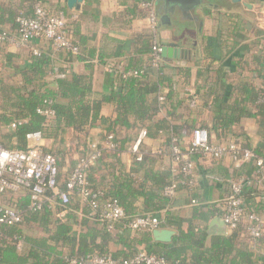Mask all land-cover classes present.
<instances>
[{
    "label": "crops",
    "instance_id": "obj_1",
    "mask_svg": "<svg viewBox=\"0 0 264 264\" xmlns=\"http://www.w3.org/2000/svg\"><path fill=\"white\" fill-rule=\"evenodd\" d=\"M68 1L0 0V28L11 30V26L4 23L8 11H24L30 15L40 4L50 13L64 14L68 18V37L80 51L79 54L71 55L45 39L35 40L26 46H21L18 41H0V63L6 62L7 55H12L11 65L0 69L5 84L20 88V72L31 64L33 59L40 57L50 61V70L44 80L51 90H57L60 77L56 70L63 68L69 70V73L87 74V62L92 61L94 92L99 95L112 92L119 74L124 72L130 63L137 65L141 60L148 58L145 52L153 35L149 30V10L143 4L149 3L159 20L158 36L161 46L185 51L182 58H163V73L173 78V88L177 92L172 103L175 106L180 104V116L174 123H197L211 127L218 105L225 108L232 106L238 88L249 86L264 89V25L261 24L264 22V0H83L78 10L71 9ZM34 50L40 52L41 56L35 55ZM151 73L154 78L158 69L154 68ZM169 90L165 87L160 98H165ZM232 92L234 96L230 97ZM241 93V99L247 98V95L242 96ZM193 100H196V106L192 105ZM243 105L254 112L251 103L244 102ZM167 110L168 107L160 110L154 120L166 119ZM101 115L103 118L114 117V106L104 105ZM23 122L26 123L27 120ZM15 128L13 125L9 128L2 127L1 135H8ZM142 130H145V127L131 131L118 129L117 138L128 141L125 150L118 157L106 149L107 133L99 124L89 131L88 141L96 142L105 149L104 156L96 168L95 179L99 182L106 180L116 167H120L125 174L136 178L137 185L151 188L154 182L149 179L150 173L147 172L157 174L156 180L169 172L174 164L170 150L171 142L166 135L147 137L144 140L141 153L156 156L150 164L137 162L135 156L129 152L130 146ZM78 138V134L68 130L57 138H43L41 142L43 150L53 153L62 151L64 154L58 180L61 190H65L64 182L83 155V152L78 151L73 156H68L70 148L79 143ZM188 140L190 142L191 138H183L184 147ZM211 140L214 143L238 140L242 146L255 150L264 144V125L257 117H243L239 126L233 127L231 134H223L220 137L212 134ZM4 143L8 146L17 144L15 140H4ZM31 145L32 142L28 140L27 146ZM193 160L196 180L194 190L181 189L171 203L165 204L160 213L162 220L158 219L161 225L164 223L168 227L160 229L174 231L176 234L173 240L179 235V224L185 232L194 228L195 231H204L211 237L235 234L237 252L254 251L258 256H264V237L260 243L253 242L241 228H225L217 215L221 212L223 200L230 193L228 180L251 177L254 180L251 187L253 193L247 194L245 202L249 209L259 212L264 219V181L257 180L254 162L236 164L230 157L215 161L194 156ZM28 193L23 189L0 194V208L12 206L22 211L23 206L27 204L30 208ZM71 199L74 209L65 211H58L57 205L60 202L45 200L51 207V218L68 222L78 232L86 231V228L81 226L84 221L88 226H94L95 223L88 213L91 211L89 207L77 194ZM193 200L198 203L193 204ZM146 201L145 197L134 200V209L140 213L144 212L147 208ZM39 227H23V230L25 235L38 237L42 235ZM121 232L131 245L128 255L146 251L149 247L144 233L124 231L122 225L117 224L113 233L116 236ZM152 232L151 243H163L156 242ZM173 240L166 244L172 245ZM17 248L20 254L27 255L31 245L21 239ZM121 250H124L121 244H110V252L118 253ZM62 251L63 256L67 257L69 249L63 248Z\"/></svg>",
    "mask_w": 264,
    "mask_h": 264
},
{
    "label": "trees",
    "instance_id": "obj_2",
    "mask_svg": "<svg viewBox=\"0 0 264 264\" xmlns=\"http://www.w3.org/2000/svg\"><path fill=\"white\" fill-rule=\"evenodd\" d=\"M8 12L7 20L4 23L11 26V30L0 28V34L7 32L17 36L19 29L16 22L17 17L20 14L27 16L32 14L29 15L24 11L15 10ZM151 38L149 48L145 52L148 58L144 61L141 60L137 65L130 63L124 72L119 74L115 89L108 94L99 95L93 90L92 61L87 62V74L69 73V70L63 68L56 70V74L60 77L57 81V90H51L44 80L50 70V61L48 59L35 58L31 64L24 67L20 72V88L5 84L0 75V137L2 138H0V144L12 151H26L28 149L27 136L30 133L39 131L42 133L43 138L51 139L53 137L57 138L68 130H73L82 139L78 138L79 143L70 148L68 156L71 157L78 151L88 154L92 143L88 141L89 131L99 124L107 133L105 142L109 135H114L113 142L117 146L111 152L115 157H118L125 150V146L128 143L126 139L117 138L118 129L131 131L145 127L147 137L156 138L157 136L166 135L171 142L170 150L174 145H177L183 151H186L191 141L189 142L188 140V144L184 147L183 138H191L192 133L196 129L206 130L212 142V134H216L217 137L223 134H231L233 127L239 126L243 117H257L261 124L264 125V89L249 86H244L241 89L238 88L236 92L234 91L237 96L232 106L225 108L223 105L219 107L217 104L218 108L214 113L211 127L204 124L198 125L197 123L191 125L174 123L180 116L178 110L180 104L175 106L172 103L177 92L173 88V78L163 73V60L160 68H155L158 69L156 76L154 78L151 77L153 75L151 71L154 69L153 37ZM67 52L75 55L79 54L80 51L78 49L77 52ZM11 58V54L7 55L6 62L0 63V69H5V65H11ZM129 71L142 73L124 78L123 74ZM165 87L170 90L165 95L164 101H160V95ZM234 92L231 93L230 97L234 96ZM240 93L242 96L244 94L247 95V98L241 99ZM244 102L251 103L254 112L243 105ZM106 104L114 106V117L103 118L101 115V111ZM166 107L169 108L167 110V118L160 121L154 120L155 115ZM41 108L52 109L55 112L54 116L46 118L38 114L37 111ZM23 120H27V122L24 123ZM14 124H16L14 131L8 135H1L2 127L9 128ZM4 140L7 142L15 140L17 144L8 146L4 143ZM173 140H175V144ZM231 142L237 143L238 140L216 144ZM243 148L252 151L257 158L264 161V144L255 150H251L245 145H243ZM45 152L55 158L58 168H60L62 165L61 158L64 159L62 151L57 153L52 151ZM154 158L156 156L149 153H141V161H138L135 156L137 162L147 164L154 161ZM101 159L96 166L88 171V187L96 192H102V201L110 199L119 201L125 212V218L120 222L113 223L103 218L102 209L92 211L89 208L91 211L88 213L95 224L94 226H88L87 222L84 221L81 226L85 227L86 231L78 232L68 222L52 219L50 214L51 207L48 202H45L38 211L30 209L27 204L23 206L22 211L19 210L22 215L20 224L12 226L0 224V264H68L66 258L70 257L88 258L110 255L115 258L126 259L135 255H128V251L131 252V245L123 232L118 233L116 236L114 235L115 226L121 224L122 230L125 231L128 230L126 224L135 218L151 216L162 220L160 217L161 211L164 209L165 204L171 203L174 199L164 194V189L175 180L174 165L171 166L168 173L159 176V180L155 179L157 174L146 171L147 174L150 173L148 174L149 179L154 182L151 188H147V186L137 185L136 178L125 174L120 167H116L114 172L106 179L108 180L107 182L105 179L99 182L95 179V171ZM135 177L137 176L135 175ZM256 178L261 180L257 174ZM67 181L64 182L63 188L65 189ZM248 181L250 184L245 186L244 198L248 193H253L251 187L254 180L250 177ZM181 189H185L182 184L179 186L178 191ZM193 190L194 188L189 191ZM28 196L30 199V192ZM49 196L50 193L47 194L46 198ZM140 197H145L147 200V208L142 213L134 209L133 203L134 200ZM195 201L198 203L197 200ZM72 206L71 199L69 204L63 205L59 203L57 208L58 211H65L74 209ZM88 213L87 215H89ZM217 215L220 219L221 212ZM38 225L42 231L41 236L31 237L28 234L25 235L23 227L33 229ZM161 227L165 228L168 226L163 223ZM241 229L247 238L253 242L260 243L264 237L263 235L262 238L254 241L248 236L244 227H241ZM136 232H142L147 237L146 243L149 247L146 252L158 257H164L168 264H264V256H258L254 251L237 252L235 234L211 237L204 231H195L194 228L189 232H185L181 229V224H179V235L174 238L172 245H169L166 243H151L152 237L149 230ZM21 239L31 245V250L27 255H22L18 252L17 247ZM115 239L117 240L115 241ZM113 242L121 244L124 250L118 253L110 252V244ZM63 248L69 249L67 257L62 254Z\"/></svg>",
    "mask_w": 264,
    "mask_h": 264
},
{
    "label": "built area",
    "instance_id": "obj_3",
    "mask_svg": "<svg viewBox=\"0 0 264 264\" xmlns=\"http://www.w3.org/2000/svg\"><path fill=\"white\" fill-rule=\"evenodd\" d=\"M143 6L149 10V30L153 35V67L160 68L162 65V46L158 36V17L151 4L145 3ZM16 22L18 24V35L14 36L4 32L0 34L1 42L18 41L21 46H26L38 39L50 41L56 48L77 52L73 42L68 37V18L64 14H52L42 5H37L32 15L20 14ZM17 39V40H16ZM34 54L40 56V52L34 50ZM139 71H129L123 77L139 75ZM164 101V97L160 98ZM192 105H196L193 100ZM38 114L48 118L54 116L52 109L41 108ZM16 124L13 125L15 127ZM114 135H109L105 142L106 149L115 150L116 144L113 142ZM147 138L146 130H142L136 141L130 146L129 152L141 161V146ZM27 139L32 142L26 151H12L4 148L0 144V194L7 192H18L28 190L30 192L32 210H40L45 200L52 199L63 205L70 203L71 197L77 194L82 202L92 211L102 209L105 220L116 223L125 218V212L119 201L115 199L102 201L103 193L91 190L88 187V171L97 165L103 158L104 150L98 143L92 142L88 154H83L66 184V189H59V168L55 158L46 153L41 145L43 135L41 132L28 134ZM175 144V140H173ZM173 172L175 180L164 189L165 196L175 198L178 188L182 184L185 189L191 190L195 187V162L194 156L204 159L219 161L230 157L236 164L254 162L261 181H264V161L257 158L250 150L244 149L240 143L231 142L216 144L212 143L206 130L196 129L191 136V144L186 151L174 145L171 149ZM230 193L223 200L220 220L230 229L244 227L248 236L254 241L259 240L264 235V219L255 210L249 209L244 198L245 186L250 184L247 178L228 180ZM50 196L46 198L47 194ZM196 204V201H192ZM22 222L21 212L12 206L0 209V224L17 225ZM126 228L132 231L149 230L153 231L161 228V221L156 217H139L126 224ZM68 264H168L164 257L141 251L126 259L115 258L113 256H92L88 258H66Z\"/></svg>",
    "mask_w": 264,
    "mask_h": 264
},
{
    "label": "water",
    "instance_id": "obj_4",
    "mask_svg": "<svg viewBox=\"0 0 264 264\" xmlns=\"http://www.w3.org/2000/svg\"><path fill=\"white\" fill-rule=\"evenodd\" d=\"M239 1V0H236ZM83 0H69L68 5L71 9H79ZM264 25V22L261 23ZM185 51L181 49H177L171 46H164L162 47V58L164 59H177L182 58ZM222 225L226 228L227 226L221 221ZM153 238L156 242H163V243H171L173 237L175 236V232L168 229H156L153 230Z\"/></svg>",
    "mask_w": 264,
    "mask_h": 264
}]
</instances>
